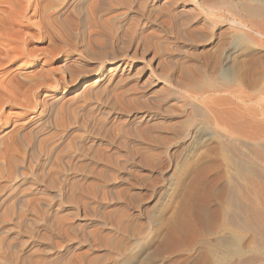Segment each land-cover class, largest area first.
Masks as SVG:
<instances>
[{"label": "rangeland", "instance_id": "obj_1", "mask_svg": "<svg viewBox=\"0 0 264 264\" xmlns=\"http://www.w3.org/2000/svg\"><path fill=\"white\" fill-rule=\"evenodd\" d=\"M0 1L6 23L0 33L17 37L16 46L32 55L0 66V90L12 78L23 93L12 101L0 94V193L15 187L23 200L0 204V264H214L234 263L252 251L263 255L264 230L252 211L263 209L264 195L248 180L264 181V164L226 137V123L193 114L187 91L178 90L183 97L159 109L148 102L172 89L170 79L158 83L171 68L177 79L189 73L221 91L239 88L240 101L264 84L263 49L231 36L202 58L204 44L191 35L187 17L175 15L182 5L193 7L191 0L74 2L80 12L67 6L72 0H18L32 3L23 20L14 0ZM62 16L71 26L79 21L80 31L70 30ZM184 34L192 42L183 43ZM227 48L238 53L226 67ZM115 62L121 65L117 84L101 74L99 88L73 96L99 65ZM143 81L148 84L141 88ZM48 94L61 98L52 108L43 99ZM146 114L153 120L136 122ZM135 127L151 135L142 138ZM212 210L218 214L209 215ZM23 218L29 222L22 224Z\"/></svg>", "mask_w": 264, "mask_h": 264}, {"label": "bare ground", "instance_id": "obj_2", "mask_svg": "<svg viewBox=\"0 0 264 264\" xmlns=\"http://www.w3.org/2000/svg\"><path fill=\"white\" fill-rule=\"evenodd\" d=\"M14 4L15 6L20 7L21 10L18 9V12L16 11V15L18 16V18H20V20L25 19V14L26 11H28L30 4L27 1V4L22 6V4L18 1V0H14ZM34 1V0H33ZM68 1V0H67ZM70 1V0H69ZM81 1H85V0H72L67 6L73 4L72 6L75 5V7H71V8H75L77 10V5H80ZM99 1V0H98ZM192 2L191 5L193 7L191 8H187L185 5L180 6L178 9V11H176V16L179 17H184L186 16L189 23H190V27L193 30H190L191 35L194 37V39L196 40V42L200 43V44H204L201 51H200V55L202 56V58H206V56L208 54H206V51L209 49H211L213 46L218 45H223L224 42H226V40L232 36H237L239 38L243 37L245 38L244 40L249 41L250 43H252V45L254 46V44L256 45V48L259 49H263L264 51V1H259V0H191ZM36 4V0L34 1ZM39 2V1H38ZM74 2L76 4H74ZM100 2V1H99ZM104 2V1H103ZM167 1L164 0L162 2V4L164 5V3H166ZM1 3V1H0ZM34 4V8L35 5ZM66 4V3H65ZM82 4V3H81ZM88 4V3H87ZM86 4V5H87ZM101 4V3H99ZM188 4V3H187ZM106 5V4H105ZM67 6L63 9L62 13H65V9L67 8ZM101 7V5H99ZM175 6V5H174ZM7 7V6H6ZM37 7V6H36ZM70 7V6H69ZM82 7V5L80 6ZM99 7V8H100ZM105 7V6H104ZM173 7V6H172ZM31 8V7H30ZM33 8V9H34ZM62 8V7H61ZM68 9V8H67ZM11 10V9H10ZM79 10V7H78ZM77 10V11H78ZM175 10V9H174ZM192 10V11H191ZM101 11V10H100ZM104 11V9H103ZM80 12V10H79ZM89 12V11H88ZM99 12V10H98ZM175 12V11H174ZM60 13V12H59ZM58 13V14H59ZM61 13V14H62ZM4 12L2 10H0V29L3 28V26L6 24L5 20H4ZM66 14V13H65ZM63 14V16L65 15ZM68 14V13H67ZM80 14V13H79ZM173 14V13H172ZM174 15V16H175ZM60 16V15H58ZM62 16V19L64 21V18ZM174 17L175 20H177V17ZM177 18V19H176ZM66 19V16H65ZM86 19V18H85ZM69 20V19H68ZM83 20V18H82ZM182 20V18L180 19ZM70 21V20H69ZM75 21V20H74ZM174 21V20H173ZM178 21V20H177ZM176 21V22H177ZM67 24L66 21H64ZM83 22V21H82ZM72 23V21L70 22ZM74 23V22H73ZM79 23L76 22L75 24L77 25ZM182 23V22H181ZM188 22H186V24H189ZM74 24V26L68 25L67 27H69V29L71 27H74L75 29L79 30V24L76 26ZM179 24V23H178ZM83 25V24H82ZM175 25V24H174ZM177 26V24L175 25ZM179 26L182 27V24H179ZM13 27V26H12ZM188 27V26H187ZM75 29H73L75 31ZM83 29V28H82ZM178 29H182L183 28H177V31H179ZM188 29V28H186ZM190 29V28H189ZM18 30V29H17ZM72 30V28L70 29ZM75 31L78 33V31ZM185 30V29H184ZM15 31V30H14ZM80 31V30H79ZM124 31V30H123ZM176 31V29L174 30ZM189 31V30H188ZM11 32V31H10ZM183 32V31H182ZM180 32V33H182ZM185 32V31H184ZM183 32V33H184ZM177 33V32H176ZM180 33H178L180 35ZM182 33V34H183ZM187 33V32H186ZM189 33V32H188ZM181 34V35H182ZM22 35V34H21ZM177 35V34H176ZM185 35V34H184ZM183 35V43H187V42H192L191 40L193 39L192 36L189 37L185 35V37L188 38H184ZM174 36V35H173ZM176 37V36H175ZM180 37V36H179ZM177 38V37H176ZM180 39V38H179ZM230 39V38H229ZM22 41V39H20ZM182 40V39H181ZM237 40V39H236ZM179 41V40H178ZM18 40L17 37H12V36H8V35H4L0 33V43H2L3 46H5L4 48H2L0 50V55L2 53L3 54V60H0V66H3L5 64L8 65V63L10 64L13 60L18 59V58H24L26 60V62L28 61L29 58L32 57L31 53H29L26 49H24L23 47H18L16 46ZM23 42V41H22ZM174 42V40H173ZM182 42V41H181ZM233 42V41H231ZM175 43V42H174ZM230 43V42H228ZM234 43V42H233ZM191 44V43H190ZM231 44V43H230ZM168 45V44H167ZM196 45V44H195ZM236 45V44H235ZM136 46V45H135ZM170 46V45H169ZM192 46V45H191ZM194 46V45H193ZM225 46V44H224ZM216 47V46H215ZM172 48V47H170ZM220 48H224L221 47ZM226 48V47H225ZM224 48V49H225ZM230 48V47H229ZM175 49V48H173ZM207 49V50H206ZM220 49V50H221ZM228 49V48H227ZM238 49V48H237ZM255 49V47H254ZM171 50V49H170ZM178 50V48H177ZM177 50H173L176 51ZM181 50V48H180ZM186 50V49H185ZM226 50V49H225ZM242 50V49H241ZM172 51V52H173ZM219 52V50H217ZM223 51V50H222ZM88 52H91L88 51ZM178 52H180L178 50ZM177 52V53H178ZM182 52V51H181ZM184 52V51H183ZM197 52V51H196ZM185 53V52H184ZM188 53V52H187ZM207 53H209V51H207ZM238 51L234 48L228 49L226 51V53L223 56V61L222 64L224 66H226L229 62L230 59L232 57H234L235 54H237ZM257 53V52H255ZM166 54V53H164ZM193 54V53H190ZM198 54V53H197ZM212 54V53H211ZM215 54V53H214ZM221 55V51L219 53ZM243 53L241 52V55ZM264 54V53H261ZM259 54V55H261ZM178 55V54H177ZM182 55V53L180 54ZM218 55V53H217ZM200 56V57H201ZM240 56V55H239ZM209 58V55L207 56ZM238 57V56H237ZM236 57V58H237ZM241 57V56H240ZM247 57V56H246ZM261 57V56H260ZM163 58V57H162ZM199 58V55H198ZM201 58V59H202ZM211 58V57H210ZM239 58V57H238ZM118 59V58H117ZM165 56L163 58V60L165 61ZM170 61L168 62H172L171 58H169ZM221 59V58H220ZM264 59V57H263ZM112 60V59H111ZM158 60V59H157ZM168 60V59H167ZM166 60V61H167ZM205 60V59H204ZM209 60V59H208ZM219 60V59H218ZM235 60V59H234ZM238 60V59H237ZM116 61V60H115ZM124 61V60H123ZM161 60H159L158 62L160 63ZM110 62V61H109ZM70 62L69 61H64L63 65L64 67L69 70L72 71L71 67H70ZM111 63V62H110ZM167 63V62H166ZM164 63V64H166ZM210 63V62H208ZM206 63V65L208 64ZM72 64V63H71ZM116 66L115 67H106L103 66L101 67L100 65L97 67L99 69L96 68L95 72H94V76L92 77H86L82 83H78L75 87H74V91H77L80 89V91L73 95V96H80L82 94H86L85 92H90V91H94L93 89L99 88L97 87L98 83L100 82V78L103 74H105V77H108L111 79L112 83H116L117 81H114V76L117 74V71L120 68V64L119 62H115ZM114 64V65H115ZM169 64V63H167ZM214 64V63H212ZM211 64V65H212ZM218 64V63H217ZM221 64V65H222ZM125 65V64H124ZM123 65V66H124ZM169 65L172 66V64L170 63ZM169 65H165L164 67L166 69H168L167 67H169ZM73 66V65H72ZM167 66V67H166ZM215 65H213L214 67ZM217 67V66H216ZM215 67V68H216ZM227 67V66H226ZM233 67V66H232ZM73 68V67H72ZM81 68V67H80ZM170 68V67H169ZM71 69V70H70ZM173 70L167 71L165 69V71H167V74L165 77H163L161 80H158V83H161L162 85H165L167 83H169V79L170 82H172V89L171 87H169L170 89L166 90V92H164L161 96L156 95L157 97H151L148 98V102H151V104L153 106L156 105V107L159 109L161 107V104L167 101H171V100H175L176 98H178V94H180V96L182 95L183 90L187 91L188 93V98L191 100L192 102V111L194 112L193 114H198L199 116H202L204 113H206L207 117L209 120H213L215 122H224L227 124L228 126V132L226 137L229 138V140L231 141H235L238 143H241V145H246L247 149L251 150V155L253 159L257 160L258 162H261L264 164V84L260 85V88H258V90L254 93L251 94L249 96H246L244 98H242L240 101H237L236 97L239 96L241 94V92H243L242 90H240L239 88H236L234 90H222L224 92H222L219 89H217L218 87L215 85L214 86V82H204V83H200L197 82L193 79H190L189 77V73L188 71H186V73H188V75H184L183 70L182 71V76L183 78L181 79H176L174 77H172L170 75V73H172L175 68H171ZM225 69V67L223 68V70ZM76 70V69H75ZM124 70V69H123ZM162 70V71H163ZM212 70V68H211ZM227 70V69H226ZM122 71V70H121ZM213 72V71H212ZM151 73V72H150ZM177 73V72H176ZM102 74V75H101ZM120 74V73H119ZM118 74V75H119ZM173 74V73H172ZM12 75V74H11ZM33 75V72H32ZM36 75V73L34 74ZM179 75V74H177ZM7 76V74H6ZM15 77V75H13ZM176 76V75H175ZM188 76V77H187ZM120 77V76H119ZM118 77V78H119ZM148 77V76H147ZM178 77V76H177ZM151 78V77H150ZM107 79V78H106ZM152 79V78H151ZM1 80V79H0ZM19 80V79H18ZM29 80V79H28ZM116 80V79H115ZM122 81V79H120ZM145 80V79H144ZM154 80V78H153ZM152 80V81H153ZM156 81V80H155ZM19 82V81H17ZM14 79L12 78H8L5 82H3L1 90L3 89V91L0 90V94L1 96L6 97L8 100L11 99L12 100H16L17 97L20 95L22 96L23 93H21L22 89L20 86V83L18 84ZM143 81L142 84L140 85L141 88L142 86H145V84L148 82ZM150 82V81H149ZM264 82V81H263ZM109 83V82H107ZM157 83V82H156ZM117 84V83H116ZM151 84V82H150ZM100 85V84H99ZM112 85V84H111ZM110 85V86H111ZM170 85V84H169ZM114 86V85H113ZM146 87V86H145ZM217 87V88H216ZM259 87V85H258ZM140 88V87H139ZM140 88V89H141ZM223 89V88H221ZM96 90V89H95ZM99 90V89H98ZM178 90L182 91L179 92ZM97 91V90H96ZM227 94V96L225 97H220L222 96L221 94ZM9 96V97H8ZM47 97V98H44ZM43 99H46V104L48 105V107L52 108L53 105H55L56 102H58V99L60 97L54 98V96L52 97L50 94L44 96ZM82 97V96H80ZM84 97V96H83ZM150 97V96H148ZM183 97V95H182ZM181 97V98H182ZM78 98V97H77ZM147 98V97H146ZM180 98V99H181ZM61 99V98H60ZM41 102V101H40ZM67 102V101H66ZM173 102V101H172ZM62 103V102H61ZM247 103L251 104V108L248 106H245ZM150 104V103H149ZM66 105V104H65ZM170 105V104H168ZM172 105V103H171ZM174 105V102H173ZM254 105V107L252 106ZM166 106V105H165ZM58 107V106H57ZM190 107V106H189ZM156 108V109H157ZM33 110H35V107H33ZM161 110V109H160ZM144 112V111H143ZM149 112V111H148ZM156 112V110H155ZM49 113V112H48ZM48 113H46L45 115H48ZM153 114V113H152ZM151 114V115H152ZM146 114L144 117H139L140 119H138L136 122H140L141 123L142 120L144 121H148V120H153V117ZM134 116V115H133ZM31 119L33 118V116H30ZM137 117V116H136ZM31 119L29 118L28 121L22 123V126L26 128V125L28 127V124L30 123ZM133 120V119H132ZM44 122V121H43ZM46 122V121H45ZM135 122V121H134ZM133 122V123H134ZM153 122V121H152ZM42 123V122H40ZM40 123L38 122L35 123V125H39ZM145 123V122H144ZM147 123V122H146ZM156 123V122H155ZM154 123V124H155ZM131 124V123H130ZM129 124V125H130ZM136 124V123H135ZM138 124V123H137ZM147 124H152V123H147ZM153 124V125H154ZM31 125V124H30ZM34 125V126H35ZM144 125V124H143ZM152 125V126H153ZM157 124H155L156 126ZM19 126V125H18ZM33 126V125H32ZM42 126V125H41ZM127 126V125H126ZM155 126H153L155 128ZM30 128V127H29ZM28 128V129H29ZM38 128V126H37ZM37 128H33L32 131L33 133H38L39 131L37 130ZM46 128V127H45ZM131 128V127H130ZM142 128V127H141ZM40 129V128H38ZM128 129V128H127ZM132 129V128H131ZM134 129V128H133ZM136 129V127H135ZM139 129V128H138ZM138 129L135 130V132H141V135L144 133V131H139ZM153 129V128H152ZM152 129L150 130L152 132ZM24 130V128H23ZM23 130L18 129L17 130V134L20 136L22 135L24 132ZM138 130V131H137ZM142 130V129H140ZM149 131V132H150ZM153 133V132H152ZM11 134V133H10ZM151 135V133H149ZM147 133V135H149ZM8 135V134H7ZM17 135V136H18ZM25 135V134H24ZM22 135V136H24ZM37 135V134H36ZM144 133V136H147ZM18 136V137H19ZM35 136V135H34ZM142 135V138L144 137ZM153 136V134H152ZM151 136V138H152ZM150 137V136H149ZM23 138V137H22ZM141 138V137H140ZM148 138V137H147ZM131 139H135V138H131ZM150 139V138H149ZM38 140V139H37ZM3 141V140H2ZM124 141V140H123ZM150 141V140H149ZM132 142V141H131ZM125 143V142H124ZM127 144L129 142H126ZM152 143V142H151ZM126 144V145H127ZM130 144V143H129ZM128 144V145H129ZM0 145H2L1 142V137H0ZM125 145V146H126ZM127 145V146H128ZM47 146V145H46ZM131 146V144H130ZM35 149V148H34ZM38 149V148H37ZM134 150V149H133ZM136 150V149H135ZM140 150V149H139ZM139 152V151H138ZM47 153V152H46ZM135 153V152H134ZM32 154V153H31ZM244 155V154H242ZM246 156V154L244 155ZM250 160V159H249ZM255 160H253L254 162H256ZM255 164V163H254ZM257 164V163H256ZM259 164V163H258ZM251 166H253V164H251ZM257 166V165H256ZM257 167H261V166H257ZM18 168V167H17ZM256 169V168H255ZM262 169V168H261ZM18 170V169H17ZM20 170V169H19ZM249 184L252 185V187L255 189V193L257 194H262L264 195V181L261 182H256L255 180H248ZM14 189L15 187H9V189L7 190L6 188V192L4 194L1 195V200H0V204L3 203V201H5L6 199H10V197H12L14 203L17 205L19 204L21 201H23L21 199V196L17 193H14ZM16 190V189H15ZM16 192V191H15ZM263 197V196H262ZM264 198V197H263ZM260 200V199H259ZM262 201V200H261ZM260 201V203H261ZM6 202V201H5ZM263 202V201H262ZM256 203V202H255ZM5 204V203H4ZM3 204V205H4ZM263 205V203H261ZM260 204V205H261ZM2 205V206H3ZM20 205V204H19ZM261 205V207H262ZM5 206V205H4ZM252 208V207H251ZM263 209H253L252 211V217L253 220H256V225L258 228H261L264 230V207H262ZM262 210V211H261ZM211 216H215L218 214L217 210H212L209 211L208 213ZM23 223H27L29 222L27 220V218H23ZM31 221V220H30ZM21 223V222H19ZM1 226V225H0ZM1 228V227H0ZM8 228V227H7ZM1 230H4L1 228ZM6 230V228H5ZM8 230V229H7ZM6 234V233H5ZM12 235V234H10ZM7 236V235H6ZM9 236V235H8ZM8 239H6L5 242H7ZM13 240V237L11 238V241ZM10 241V242H11ZM9 243V242H8ZM6 244V243H5ZM14 244V243H13ZM17 245V244H16ZM7 246V245H6ZM11 246V244H10ZM9 247V245H8ZM10 248V247H9ZM12 248H14L12 246ZM253 253H249L248 255L239 258L236 262L232 263L227 261L226 259H215L214 264H256V263H260L263 262L264 263V249L263 252L261 254L263 255H258L256 252L252 251ZM224 257V256H223ZM229 258V257H228ZM258 263V264H259ZM195 264V263H194Z\"/></svg>", "mask_w": 264, "mask_h": 264}]
</instances>
